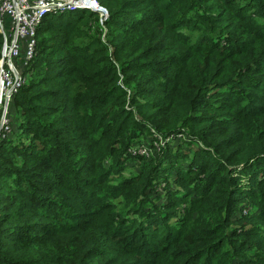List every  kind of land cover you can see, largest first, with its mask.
I'll return each instance as SVG.
<instances>
[{
	"label": "trees",
	"instance_id": "1",
	"mask_svg": "<svg viewBox=\"0 0 264 264\" xmlns=\"http://www.w3.org/2000/svg\"><path fill=\"white\" fill-rule=\"evenodd\" d=\"M100 2L105 39L90 11L38 30L0 145L1 264H264V0ZM150 135L203 150L153 164L132 151ZM181 159L186 174H162ZM163 183L181 196L160 207L148 192ZM245 204L261 216L234 222Z\"/></svg>",
	"mask_w": 264,
	"mask_h": 264
},
{
	"label": "built area",
	"instance_id": "2",
	"mask_svg": "<svg viewBox=\"0 0 264 264\" xmlns=\"http://www.w3.org/2000/svg\"><path fill=\"white\" fill-rule=\"evenodd\" d=\"M70 11H91L109 18L108 11L92 0H0V145L13 133L11 109L27 84L25 72L36 55L38 30L48 15ZM140 151L136 148L134 154L141 155Z\"/></svg>",
	"mask_w": 264,
	"mask_h": 264
},
{
	"label": "rangeland",
	"instance_id": "3",
	"mask_svg": "<svg viewBox=\"0 0 264 264\" xmlns=\"http://www.w3.org/2000/svg\"><path fill=\"white\" fill-rule=\"evenodd\" d=\"M92 1H95L99 5H101L100 0H92ZM70 13H73V12L70 11ZM64 14H66V13H64ZM58 15H61V14H58ZM97 15H98L97 21L99 22V24L101 25V29L103 30V33L100 37L105 39L108 30L105 27L104 23L106 21H108V19H106V17H103V16H102L103 17V19H102L100 14H97ZM193 15H194V13H191L190 18H192ZM127 18L130 20L131 16H129ZM190 29L191 28L189 26H185L184 28L181 29V31L185 32V34H187L188 36H192L194 42H196L199 36H198V34H191ZM118 85H120V86L122 85L121 90L127 89V87L122 82H119ZM131 93H132V91L130 92V97H131ZM18 116H19V113L18 112L16 113L15 106H13L12 107V115H11L13 122L18 119ZM176 137H178V136H164L163 135L161 137L156 136V138L153 135H150L148 137L145 136V137L141 138V139H143L142 144L138 145V147L133 148L132 151L135 153L136 148H139V151L141 150L140 151L141 155L153 158V161H152L153 164L159 165V163L162 161L165 163L164 165L167 166L170 164L169 157H166V154L163 155V152H164L163 149H165V152H167V150H171L170 153H172V155L174 154L176 157L179 156L180 150H184L185 152H189L190 155H193V156L199 154L200 153L199 151L201 149L203 150V147H201V146L199 149L198 148L197 149H190V146L193 147V145H192L191 141L186 140V139H190L187 136L185 137V139L181 136H179L178 138H176ZM18 141H21V139H19ZM167 142H170V144L172 146L171 149H169L168 145L166 144ZM181 142H183L182 147H180ZM141 157H143V156H141ZM105 165H106V167L110 166L108 163H106ZM126 165L129 166V168L133 167V160L127 159ZM190 166H191V161H185V160L181 159L180 162L176 166V167H178L177 169H168V170H165L162 174L164 175V173H169L171 175V178L176 179L177 174H186V172L190 169ZM133 168L135 169L136 172H138L140 170V167L138 165H136ZM259 172H260V174L258 176V181L261 180L262 183H264V167H261L259 169ZM238 175H239V173H238ZM240 178L242 180L241 187L251 185V182L254 180L253 172L242 173L240 175ZM171 188L173 191H177L176 194L170 195L168 197H166V195H165L162 197V195L164 193H166L167 183L159 184L158 188L156 187V190H152V191L148 192V196L150 197L151 202L156 200L157 205L160 207H163V206L169 205V203H171L173 200L177 199V197L181 196L180 191L177 190L178 187L175 185V183H172ZM184 192H185V190H184ZM185 194H186V192H185ZM180 200H184V199L180 198ZM244 206H247V210H246L247 214L241 213V215H236V217L234 218V222H236V220L238 218H240V219L244 218L247 220L255 221L256 219H258L261 216L262 211L258 207H254V206L251 207L248 204H245ZM187 213L188 212L185 208L179 209L177 214L175 215V219L173 221L168 220L171 229L179 231L181 229L183 223H184L183 216L184 215L187 216ZM120 219L122 222H130V224H132V222H135L134 219L130 218L129 213L128 214L123 213L122 215H120ZM145 222H146V218L141 219V223H138L139 224L138 226L143 225L146 228L152 227V225H150V223L143 224ZM250 228H246V229L249 230Z\"/></svg>",
	"mask_w": 264,
	"mask_h": 264
},
{
	"label": "crops",
	"instance_id": "4",
	"mask_svg": "<svg viewBox=\"0 0 264 264\" xmlns=\"http://www.w3.org/2000/svg\"><path fill=\"white\" fill-rule=\"evenodd\" d=\"M17 113V112H16ZM17 119V118H16Z\"/></svg>",
	"mask_w": 264,
	"mask_h": 264
}]
</instances>
